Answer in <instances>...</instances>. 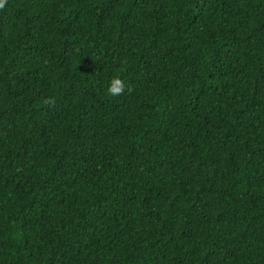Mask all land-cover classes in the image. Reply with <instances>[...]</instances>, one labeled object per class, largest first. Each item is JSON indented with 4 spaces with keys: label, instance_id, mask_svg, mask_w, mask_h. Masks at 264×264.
I'll list each match as a JSON object with an SVG mask.
<instances>
[{
    "label": "trees",
    "instance_id": "1",
    "mask_svg": "<svg viewBox=\"0 0 264 264\" xmlns=\"http://www.w3.org/2000/svg\"><path fill=\"white\" fill-rule=\"evenodd\" d=\"M0 264H264V0H2Z\"/></svg>",
    "mask_w": 264,
    "mask_h": 264
},
{
    "label": "clouds",
    "instance_id": "2",
    "mask_svg": "<svg viewBox=\"0 0 264 264\" xmlns=\"http://www.w3.org/2000/svg\"><path fill=\"white\" fill-rule=\"evenodd\" d=\"M0 3H2V0H0ZM123 87V81L118 77H113L107 85L106 92L109 95L115 96L123 90Z\"/></svg>",
    "mask_w": 264,
    "mask_h": 264
}]
</instances>
